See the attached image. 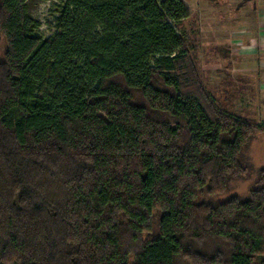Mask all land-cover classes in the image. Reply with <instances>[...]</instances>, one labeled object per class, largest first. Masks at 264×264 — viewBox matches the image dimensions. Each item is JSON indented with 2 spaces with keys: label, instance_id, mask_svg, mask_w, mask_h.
I'll use <instances>...</instances> for the list:
<instances>
[{
  "label": "trees",
  "instance_id": "1",
  "mask_svg": "<svg viewBox=\"0 0 264 264\" xmlns=\"http://www.w3.org/2000/svg\"><path fill=\"white\" fill-rule=\"evenodd\" d=\"M188 14L62 0L41 37L0 0V264H264V168L213 199L264 125L208 87Z\"/></svg>",
  "mask_w": 264,
  "mask_h": 264
},
{
  "label": "rangeland",
  "instance_id": "2",
  "mask_svg": "<svg viewBox=\"0 0 264 264\" xmlns=\"http://www.w3.org/2000/svg\"><path fill=\"white\" fill-rule=\"evenodd\" d=\"M61 1L28 0L30 14L40 22L36 31L38 36L49 37L55 33L53 18L56 16V5ZM182 1L189 14L181 29L187 34L206 84L222 100L229 95L234 110L255 117L264 125V45L261 37L256 35V22L242 17L236 24L233 20L238 13H230L207 0ZM212 8L218 11H211ZM241 25L247 28L239 27ZM5 47L0 38V61ZM246 156L252 165L247 178L234 181L230 192L214 197V200L221 201L231 195L245 196L254 187L257 171L264 168V132L254 135L246 149Z\"/></svg>",
  "mask_w": 264,
  "mask_h": 264
},
{
  "label": "crops",
  "instance_id": "3",
  "mask_svg": "<svg viewBox=\"0 0 264 264\" xmlns=\"http://www.w3.org/2000/svg\"><path fill=\"white\" fill-rule=\"evenodd\" d=\"M207 2L215 3L218 7L220 6V8H225V10L229 11L230 13H238V17L234 18L233 20V22L236 24L237 21L242 17H244V19L251 18V21L256 22L255 27H258V33L256 35H259L261 37V43H263L262 45H264V0H207ZM210 10L216 12L218 11L216 10V8H212ZM250 20L248 19V21ZM261 21L263 23H261ZM257 23H261V25H258ZM239 27H246V25H241ZM242 35H245V33H243Z\"/></svg>",
  "mask_w": 264,
  "mask_h": 264
}]
</instances>
